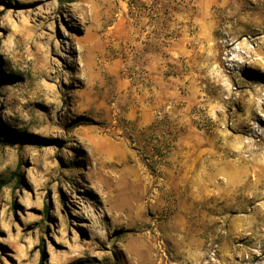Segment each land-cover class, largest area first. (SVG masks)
<instances>
[{
    "label": "rangeland",
    "instance_id": "374dc122",
    "mask_svg": "<svg viewBox=\"0 0 264 264\" xmlns=\"http://www.w3.org/2000/svg\"><path fill=\"white\" fill-rule=\"evenodd\" d=\"M0 264H264V0H0Z\"/></svg>",
    "mask_w": 264,
    "mask_h": 264
},
{
    "label": "trees",
    "instance_id": "16d2710c",
    "mask_svg": "<svg viewBox=\"0 0 264 264\" xmlns=\"http://www.w3.org/2000/svg\"><path fill=\"white\" fill-rule=\"evenodd\" d=\"M18 141L20 143H32V144H40V145H47L48 143H50V140H46V139H42V138H39L37 136H34V135H22L18 138ZM172 139H168L167 140V146H166V151H169L171 149V147L173 146L172 145ZM10 144H13L14 142L13 141H10L9 142Z\"/></svg>",
    "mask_w": 264,
    "mask_h": 264
}]
</instances>
